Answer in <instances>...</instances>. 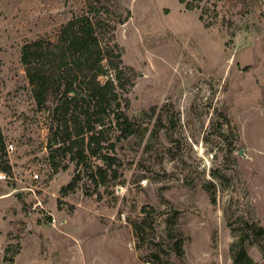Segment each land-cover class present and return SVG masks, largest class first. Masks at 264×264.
<instances>
[{"label":"rangeland","instance_id":"rangeland-1","mask_svg":"<svg viewBox=\"0 0 264 264\" xmlns=\"http://www.w3.org/2000/svg\"><path fill=\"white\" fill-rule=\"evenodd\" d=\"M183 1L118 0L129 16L113 41L131 81L116 90L138 129L101 150L121 166L95 187L75 164H47L49 118L20 62L24 44L54 39L85 1L0 0V129L14 147L0 264H264V0Z\"/></svg>","mask_w":264,"mask_h":264},{"label":"trees","instance_id":"trees-1","mask_svg":"<svg viewBox=\"0 0 264 264\" xmlns=\"http://www.w3.org/2000/svg\"><path fill=\"white\" fill-rule=\"evenodd\" d=\"M84 1L87 13L61 26L54 39L24 44L20 62L36 107L47 111L49 118L47 164L53 172L75 164L86 171L97 187L107 185L109 178L115 180L118 175L113 166H121L119 159L110 153L98 157L101 150L114 152L115 142L134 136L138 126L120 106L116 90L131 81V69L123 65L121 48L113 41L116 26L123 23L129 12L126 17L118 12V0ZM201 1L187 2L186 10L198 8ZM109 70L114 72V81H102ZM110 130L117 133L112 143L108 139ZM6 157L0 129V171L12 175ZM88 157L101 159L102 165L94 166V171L89 169ZM80 180L77 173L61 188V193L73 192ZM134 228L137 237L139 226ZM257 232L263 234L262 229ZM174 248V254L181 257V241L174 242ZM153 257L158 259L157 254ZM241 258L248 260L244 249L239 250L236 260Z\"/></svg>","mask_w":264,"mask_h":264},{"label":"built area","instance_id":"built-area-1","mask_svg":"<svg viewBox=\"0 0 264 264\" xmlns=\"http://www.w3.org/2000/svg\"><path fill=\"white\" fill-rule=\"evenodd\" d=\"M13 150H14V147L11 143L6 146L7 152H12ZM29 177H30L31 182H37V180H39V178H40V174H39V172L34 171V172L30 173ZM12 179L13 178L10 175H8L4 172H0V181L1 182L10 181Z\"/></svg>","mask_w":264,"mask_h":264}]
</instances>
